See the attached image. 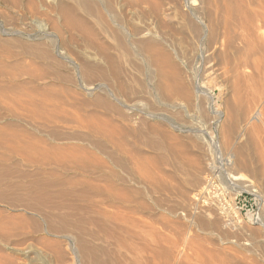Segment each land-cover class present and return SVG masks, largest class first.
Masks as SVG:
<instances>
[{
  "label": "rangeland",
  "instance_id": "rangeland-1",
  "mask_svg": "<svg viewBox=\"0 0 264 264\" xmlns=\"http://www.w3.org/2000/svg\"><path fill=\"white\" fill-rule=\"evenodd\" d=\"M253 1L0 0V264H264Z\"/></svg>",
  "mask_w": 264,
  "mask_h": 264
},
{
  "label": "bare ground",
  "instance_id": "bare-ground-1",
  "mask_svg": "<svg viewBox=\"0 0 264 264\" xmlns=\"http://www.w3.org/2000/svg\"><path fill=\"white\" fill-rule=\"evenodd\" d=\"M243 1H244V0H243ZM250 1H251V0H250ZM254 1H255V0H254ZM254 1H253V2H254ZM259 1H260V3H261V0H259ZM262 1H263V0H262ZM263 2H264V1H263ZM84 6H85V5H84ZM82 8H83V7H82ZM262 8H263V7H262ZM71 11H72V10H71ZM259 12H260V11H259ZM259 12H257V15H256V16H258V13H259ZM64 14L67 15L66 10L64 11ZM259 15L261 16V14H259ZM240 16H241V15H240ZM260 16H259V17H260ZM254 17H255V15H254ZM261 17H262V16H261ZM256 18H257V17H256ZM254 19H255V18H254ZM254 19L252 18V20H254ZM261 20H262V18H261ZM67 22H68V24H69V21H68V20H67ZM253 22H254V21H253ZM251 23H252V22H251ZM250 35H251V37H252V34H250ZM250 35H249V36H250ZM246 36H247V35H246ZM248 38H250V37H248ZM248 38H247V39H248ZM252 38H253V37H252ZM249 40H250V39H249ZM251 41H252V40H251ZM247 42H248V40H247ZM259 43H260V42H259ZM260 44H261V43H260ZM247 47H248V45H247ZM246 51H247V50H246ZM244 64H245V63H244ZM58 114H59V113H58ZM60 114H61V113H60ZM62 114H63V113H62ZM55 116H56V115H55ZM51 117H52V116H51ZM51 117H50V118H51ZM59 117H60V116H59ZM59 117H58V119H60V118H64V117H62V116H61L60 118H59ZM54 118H55V117H54V115H53V120H54ZM56 120H57V119H56ZM56 120H55V121H56ZM49 122H51V119L49 120ZM52 122H53V121H52ZM80 124H81V123H80ZM85 124H86V123H85ZM82 125H83V124H82ZM87 126H88V125H87ZM90 126H93V127H94V125H92V124H90ZM83 127H84V126H83ZM97 127H98V126H97ZM85 128H88V127L85 126ZM102 128H103V127H102ZM14 129H16V128H13L12 132H10V133H9L8 131H11V130H8V131L5 130V132H7V134L3 133L4 131H2V129L0 130V142L2 141L1 143H3L2 146H0V149H2L3 152L5 153L6 161H7V159L9 160L11 156H14V155H16V154L18 155V153H20V154L22 153L23 155L26 156L25 153H29V154L32 153V154H33V153L35 152V150H36V148H35L33 145H31V144H32L31 142H33V141L35 140L34 138H36L35 136H34V138H33L34 140H33V139H32V136H28L29 133L26 134V132H23L21 128H20L21 132H20V131H19V132H16V130L14 131ZM17 129H18V128H17ZM90 129H91V127H90ZM90 129H89V130H90ZM93 129H95V128H93ZM93 129H92V130H93ZM99 129H100V127H99ZM18 130H19V129H18ZM96 130H97V129H96ZM24 131H26V130H24ZM99 131H102V130H99ZM103 131H104V128H103ZM103 131H102V132H103ZM93 132H95V130H93ZM93 132L91 131V134H92ZM97 132H98V131H97ZM97 132H96V133H97ZM102 132L100 133V134H102V135H103L104 133H106V132H103V133H102ZM8 133H9V134H8ZM89 133H90V132H89ZM93 134H94V133H93ZM100 134H98V135L100 136ZM96 135H97V134H95V136H96ZM98 135H97V136H98ZM104 135H105V134H104ZM104 135L102 136V138L104 137ZM108 136H109V135H108ZM100 137H101V136H100ZM105 137H107V136H105ZM28 138L30 139V141H31V140H32V141L30 142L29 140H27ZM24 139L27 140V141H25V142H30V143H24V142L22 143V140L24 141ZM37 139H38V138H37ZM6 142H10V144L12 145V147L10 148V147L4 145ZM35 142H36V140H35ZM37 142H38V140H37ZM37 142H36V143H37ZM12 143H13V144H12ZM36 143H34V144H36ZM39 143H40V141H39ZM39 143H37V144L39 145ZM41 146H42V144H41ZM41 148H42V149H39V150L37 149V150H36V152L40 153L39 155H41V156H37V155H38L37 153H36V156H34V155H29L30 158L32 159V160H31V159L26 160L27 162H29V165H30V164L33 165L32 163L35 161L34 157H38V158H39V157H41V158L43 157L44 160H45V157L47 158V155L45 156L44 154L49 153V152H48V149H45L44 145H43V147H41ZM49 150H50V149H49ZM76 150L79 151L78 149H76ZM64 151H65V150H64ZM70 151H71V150H70ZM77 151H76V152H77ZM80 151L82 152V150H80ZM57 152H58V154H59V151H57ZM57 152L54 153L55 156H57V154H56ZM71 152L74 153V155H75V152H73V150H72ZM71 152H69V153L66 152V153H67V155H66V158H67V159H65V160L68 161L67 164L70 162V160H72V157H73V156L71 157L70 160H68V157H67V156L70 157V156L72 155V154L69 155ZM42 153H43V154H42ZM61 153H63V152L61 151L60 154H61ZM20 154H19V155H20ZM22 154H21V155H22ZM216 154H217V153H216ZM51 155H52V153H51ZM76 155L79 156L80 154H76ZM81 155H82V154H81ZM81 155H80V156H81ZM86 155H87V154H86ZM31 156H34V157L32 158ZM63 156H64V155H63ZM78 156H77V158H78ZM84 156H85V155H84ZM225 156H226V155H225ZM229 156H230V155H229ZM53 157H54V156H53ZM59 157H60V158H59ZM23 158H24V160H25V158L27 159L28 157H23ZM41 158L39 159V160H40V163H39V164H38L39 161H37V164H38V165H37V166H38V171L40 170L39 168H43V165H45V166L48 165V166H49V164H50V162L48 161V158H50V155H49V157L47 158V160H45V162H43V161H44L43 159H42L43 161L41 162ZM56 158L60 159V162H63V161H61V158H63V157H61L60 155H59L58 157H56ZM74 158H75V157H74ZM77 158H75V160H76ZM85 158L87 159L88 157H85ZM89 158H90V157H89ZM89 158H88V160H89ZM227 158H228V157H227ZM82 159H83V158H82ZM86 159L84 160L85 162H86ZM220 159H221V158H220ZM30 160H31V161H30ZM36 160H38V159L36 158ZM53 160H55V158L52 159V161H53ZM63 160H64V158H63ZM75 160L71 161V163H72V164H73V162L76 163ZM78 160H79V159H78ZM215 160H216V159H215ZM32 161H33V162H32ZM52 161H51V162H52ZM24 162H25V161H24ZM27 162H26V163H27ZM54 162H55V161H54ZM58 162H59V160H58ZM58 162H56V163H58ZM60 162H59V163H60ZM77 162H78V161H77ZM85 162H84V163H85ZM35 163H36V162H35ZM35 163H34V164H35ZM41 163H42V164H41ZM64 163H66V162H63V164H64ZM71 163L69 164L70 167L73 166V165H71ZM60 164H62V163H60ZM76 164L78 165L79 163H76ZM104 164H105V163H104ZM225 164H226V163H225ZM228 164H229V163H228ZM40 165H42V167H40ZM55 165H56V164H55ZM77 165H75L74 167H76ZM53 166H54V165H53ZM78 166H79V165H78ZM78 166H77V167H78ZM80 166H81V165H80ZM80 166H79V167H80ZM32 167H34V166H32ZM49 167H50V166H49ZM67 167H68V166H67ZM99 167H100V165H99ZM210 167H211V165H210ZM51 168H52V167H51ZM80 168H83V167H80ZM241 168H242V166L240 167V169H241ZM243 168H245V166H244ZM54 169H55V168H54ZM81 170H83V169H81ZM221 170H222V169H221ZM52 172H53V171H52ZM212 172H213V171H212ZM47 173H48V172H47ZM227 173H228V172H227ZM45 174H46V173H45ZM49 174L51 175V173H49ZM49 174H47V175H49ZM52 174H53V173H52ZM232 175H233V174H232ZM51 176H52V175H51ZM53 176H54V175H53ZM203 178H204V177H203ZM226 179H227V178H226ZM67 180H68V179H66L65 181H67ZM124 181H125V180H124ZM60 182H61V181H60ZM60 182H58V184H59ZM71 182H74V181H71ZM82 182H83V181H82ZM82 182L80 181L79 183H82ZM208 182H209V181H208ZM215 182H216V181H215ZM68 183H69V182H68ZM75 183H76V182H75ZM125 183H126V182H125ZM58 184H56L57 187H59ZM70 184H71V183H70ZM73 184H74V183H73ZM51 185H52V184H51ZM54 185H55V184H54ZM59 185H61V184H59ZM66 185H67V184H66ZM66 185H65V186H66ZM71 185H72V184H71ZM71 185H68V187L70 186V187L72 188ZM78 185H79V184H78ZM80 185L82 186V184H80ZM83 185H86V184H83ZM124 185H125V184H124ZM26 186H27V185H26ZM28 186H31V185H28ZM28 186L26 187L27 189L32 188V186H31L30 188H28ZM52 186H53V185H52ZM52 186H51V187H52ZM62 186H63V185H62ZM74 186L78 187L76 184H74ZM74 186H73V187H74ZM201 186H202V185H201ZM209 186H210V185H209ZM211 186H212V185H211ZM33 187H34V185H33ZM36 187H37V185H36ZM54 187H55V189H56V186H54ZM54 187H53V188H54ZM83 187H84V186H83ZM87 187H89V185H88ZM34 188H35V187H34ZM62 188H64V187H62ZM85 188H86V187H85ZM93 188H96V187H93ZM93 188L91 187L90 189H93ZM59 189H61V188H59ZM59 189H58V190H59ZM90 189H89V190H90ZM97 189H98V191H99V188H97ZM51 190H52V189H51ZM56 190H57V189H56ZM62 190H63V189H62ZM64 190H65V191H68V188L66 189V187H65ZM73 190H74V188H73ZM73 190H72V192H75V191H73ZM89 190H87V192H88ZM52 191H53V190H52ZM59 191H60V190H59ZM70 191H71V190H70ZM85 191H86V190H85ZM93 191H95V190H93ZM101 191H102V190H100V193H101ZM32 192H33V191H32ZM55 192H56L55 190H54L53 192H51V191L46 192V193L43 195L44 198H45V199H43V200H47V202H48V200L50 201V202H48V203H50L51 206L53 205L52 207H50V208H51L50 210L56 214L55 211L58 210V208H59L58 206H59V205L57 204V205H58V206H57L58 208H57V207L54 205L55 203H54V204L51 203V201H53V199H54L56 196H58V195L55 194ZM72 192H70V193H72ZM96 192H97V191H96ZM58 193H59V192H58ZM60 193H61V191H60ZM62 193H63V194H68L69 192L65 193L64 191H62ZM88 193H89V192H88ZM93 193H95V192H93ZM106 193H107V192H106ZM75 194H77V193H74L73 196H75ZM104 194H105V192H104ZM34 195H35V194H34ZM38 195H39V194H38ZM82 195H83V194H81V196H82ZM43 196H40V198H41V197L43 198ZM68 196H72V195H71V194H68ZM68 196L66 195V198H67ZM78 196H79V195H78ZM81 196H80V197H81ZM83 196H86V195H83ZM38 197H39V196H38ZM75 197H76V196H75ZM80 197H79V198H80ZM112 197H113V196H112ZM116 197H117V196H116ZM60 198H61V197H60ZM70 198H72V197H70ZM76 198H77V197H76ZM76 198H75V199H76ZM79 198H77V199H79ZM113 198H114V197H113ZM55 199H57V198H55ZM55 199H54V200H55ZM75 199H74V200H75ZM77 199H76V200H77ZM82 199H83V198H82ZM115 199H116V198H115ZM200 199H201V198H200ZM70 200H72V199H70ZM74 200H73V202H74ZM68 201H69V200H68ZM54 202H55V201H54ZM69 202H70V201H69ZM73 202H72V203H73ZM60 203H61V201H60ZM62 203H63V200H62ZM68 204H69V203H68ZM69 205H70V204H69ZM71 205H72V204H71ZM61 206H63V205L61 204ZM69 207H70V206H69ZM71 208H72V207H71ZM68 210H69V209H68ZM68 210H67V212H66L65 215H67V213L70 212V211L68 212ZM70 210H71V209H70ZM92 211H93V210H92ZM57 212H58V211H57ZM86 212H87V211H86ZM86 212L84 211V213H86ZM90 212H91V209H90ZM90 212H89V214H90ZM94 212H96V210H95ZM99 212H100V211H99ZM71 213H72V212H70V215L72 216ZM84 213H83L82 215H84ZM87 213H88V212H87ZM87 213H86V214H87ZM97 213H98V212H97ZM97 213H96V214H97ZM52 214H53V213H52ZM55 214H54V215H55ZM60 214H61V213H60ZM86 214H85V215H86ZM92 214H95V213H91V215H92ZM70 215H68V216H70ZM75 215L78 216V213H76ZM49 216H50V215H49ZM87 216H89V215H86V217H87ZM92 216H93V215H92ZM92 216H89L88 218H90V217H92ZM100 216L102 217L103 215H100ZM57 217H58V216H57ZM62 217H63V215H62ZM65 217H66V216H65ZM65 217H64V218H65ZM86 217H83V218L86 219ZM107 217H108V216H107ZM258 217H259V216H258ZM76 218H78V217H76ZM76 218H75V219H76ZM88 218H87V219H88ZM105 218H106V217H105ZM70 219H71V218H70ZM70 219H69V220H70ZM87 219H86V220H83V219H82V220H83V221H87ZM69 220H68V221H69ZM76 220H77V219H76ZM91 220H92V219H91ZM91 220H90V221H91ZM111 220H112V219H111ZM255 220H256V219H255ZM88 221H89V220H88ZM240 221H241V220H240ZM257 223H258V222H257ZM262 223H263V222H262ZM1 224H2V223H1Z\"/></svg>",
  "mask_w": 264,
  "mask_h": 264
},
{
  "label": "built area",
  "instance_id": "built-area-1",
  "mask_svg": "<svg viewBox=\"0 0 264 264\" xmlns=\"http://www.w3.org/2000/svg\"><path fill=\"white\" fill-rule=\"evenodd\" d=\"M238 196H240V195H238ZM236 198H237V196L234 198V200H236ZM228 205V204H227ZM236 206V204L234 203V207ZM255 219H258V214L256 213V215H255Z\"/></svg>",
  "mask_w": 264,
  "mask_h": 264
}]
</instances>
